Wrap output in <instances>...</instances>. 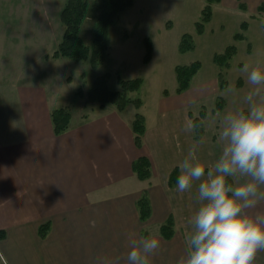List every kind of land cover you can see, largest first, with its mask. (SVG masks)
Masks as SVG:
<instances>
[{"label":"crops","instance_id":"1","mask_svg":"<svg viewBox=\"0 0 264 264\" xmlns=\"http://www.w3.org/2000/svg\"><path fill=\"white\" fill-rule=\"evenodd\" d=\"M188 90L161 104L160 123L153 127L146 119L138 147L135 114L126 117L125 110L109 105L78 122L72 114L70 127L57 135L51 119L59 105L56 95L42 84L19 86L21 123H0V243L7 259L12 264H127L129 241L152 236L160 248L149 264H178L187 254L199 182L181 193L171 179L175 170L178 179L193 145L198 161L206 162L205 151L191 141L193 135L196 142L194 132L186 130L183 111L195 101L185 95ZM142 155L152 164V175L144 180L133 170ZM144 191L152 207L145 221L137 205ZM253 211L264 212V203ZM170 217L174 234L166 238L160 227ZM151 224L159 225L160 235L146 230ZM254 264H264V251Z\"/></svg>","mask_w":264,"mask_h":264},{"label":"rangeland","instance_id":"2","mask_svg":"<svg viewBox=\"0 0 264 264\" xmlns=\"http://www.w3.org/2000/svg\"><path fill=\"white\" fill-rule=\"evenodd\" d=\"M66 1L0 0V123L7 119L21 123L18 88L34 84H42L56 95L58 107H68L78 122L98 111L100 106L87 101L86 96H77L76 91L82 89L86 93L95 79L105 73H110L109 87L120 89L119 73L126 79H144L139 90L128 93L132 98L140 97L142 106L138 109L130 103L124 115L130 117L141 112L154 127L160 123L161 104L170 102L176 95V66L199 60L200 69L185 93L189 97L194 95L192 101H195L184 108L183 117L187 123L192 122L188 113L198 116L204 109L205 135L195 142L191 134V141L205 151V166L214 164L222 152L219 141L222 117L229 112L248 110L244 97L251 86L242 71L244 65L264 71V0L212 2L213 15L202 32L196 26L207 0H133V5L120 12L109 25L107 56L97 67H92L88 59L77 61L52 56L65 30L61 10ZM241 1L247 4L246 10L240 8ZM94 2L87 0L80 27V34L88 45L92 44L97 27L98 11ZM243 21L248 22L246 30L241 28ZM238 32L245 38H235ZM184 33L192 34L193 49H179ZM147 37L152 39L154 49L151 60L145 63ZM231 45L236 47V52L230 65L220 67L214 55L223 53ZM220 72L227 81L223 89L219 85ZM219 98L225 102L222 109L216 106ZM108 108L117 109L114 105ZM146 230L160 235L157 224H151ZM3 250L0 243V264H12Z\"/></svg>","mask_w":264,"mask_h":264},{"label":"clouds","instance_id":"3","mask_svg":"<svg viewBox=\"0 0 264 264\" xmlns=\"http://www.w3.org/2000/svg\"><path fill=\"white\" fill-rule=\"evenodd\" d=\"M242 71L251 86L244 97L248 110L222 117L219 158L206 167L193 145L179 165L177 190L189 191L199 182V207L188 221L187 254L178 264H254L264 251V212L253 211L264 202V71L247 64ZM197 127L189 121L186 130ZM129 247L127 264H149L160 241L144 236L130 240Z\"/></svg>","mask_w":264,"mask_h":264},{"label":"trees","instance_id":"4","mask_svg":"<svg viewBox=\"0 0 264 264\" xmlns=\"http://www.w3.org/2000/svg\"><path fill=\"white\" fill-rule=\"evenodd\" d=\"M219 2L221 0H207V4L202 9V16L200 21L197 22V31L202 32L205 27V23L211 20L213 15L212 2ZM133 5V0H95L94 7L98 11L97 15V27L95 35L91 45L84 42L81 34L80 27L85 17L87 10V0H67L63 9L61 10V20L65 25V30L58 47L53 52L54 58L67 57L73 60L88 59L92 67H97L104 63L107 50H108V36L109 25L113 23L120 12ZM240 8L246 10L247 4L240 2ZM248 22L243 21L241 23L242 30H246ZM235 38H245L243 33L238 32L235 34ZM146 53L143 57V61L148 63L152 58L154 49L153 41L151 38H145ZM193 36L190 33H184L182 35L179 49L181 51H187L194 48ZM236 52L234 45L228 46L223 53H216L214 55V61L220 66H229V62ZM201 66V61L195 60L190 64H179L176 66L177 87L175 92L177 94L183 93L188 90L192 84L193 77L197 74ZM110 73H105L97 77L88 89L86 93L82 89L76 91L77 96L87 97L89 102H97L100 107L106 105H114L118 110H124L128 104L132 103L136 108H140L143 101L140 97L132 98L129 96V92L137 91L141 88L144 79L142 77L126 79L119 73L117 74V80L120 84V89H111L108 85V77ZM226 79L223 76V72L219 74L220 88L226 87ZM168 94V91H165ZM224 100L218 99L216 106L218 109L224 107ZM204 109L200 111L198 116H194L190 112L192 123L198 127L194 130V138L196 140L201 139L205 135ZM51 119L55 134L59 135L65 132L71 125L72 112L66 106L54 108L51 111ZM132 128L135 133V142L138 147H142L143 138L146 132V117L141 112H136L132 121ZM133 170L137 176L144 180L150 178L152 175V164L150 159L142 155L133 162ZM177 170L171 179V184H175L177 181ZM137 205L140 212V218L145 221L151 216V203L146 191H144L142 197L137 201ZM175 222L173 217L167 219L160 227L161 233L164 237L170 238L174 234ZM47 224L42 225L41 234H46Z\"/></svg>","mask_w":264,"mask_h":264}]
</instances>
